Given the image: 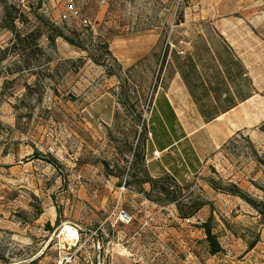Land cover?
<instances>
[{
	"label": "rangeland",
	"instance_id": "obj_1",
	"mask_svg": "<svg viewBox=\"0 0 264 264\" xmlns=\"http://www.w3.org/2000/svg\"><path fill=\"white\" fill-rule=\"evenodd\" d=\"M68 1L0 0V264H264L259 213L205 182L244 183L264 203V144L238 135L185 189L215 205L217 256L200 229L210 207L186 223L140 191L147 166L133 161L157 94L181 71L197 84L191 46L226 55L202 30L238 11L264 32V0H74L64 20Z\"/></svg>",
	"mask_w": 264,
	"mask_h": 264
},
{
	"label": "crops",
	"instance_id": "obj_2",
	"mask_svg": "<svg viewBox=\"0 0 264 264\" xmlns=\"http://www.w3.org/2000/svg\"><path fill=\"white\" fill-rule=\"evenodd\" d=\"M247 21L248 14L236 11L226 22L218 24L219 27L202 30L201 37L216 35L224 41L226 55L218 56L213 48L219 47L211 44L206 47L207 52L198 45L191 46L186 59L197 73V84L181 71L179 87L170 88L168 93H158L150 108V112L175 113L180 126L176 135H186L202 165L199 175L210 156L221 154L222 149L240 134L264 144V32L247 27ZM173 142L178 146L171 135L164 147ZM155 153L160 155L156 157ZM155 153L147 164L159 161L168 150ZM233 183L248 191L246 184ZM203 212L208 214L209 211L205 207L200 214Z\"/></svg>",
	"mask_w": 264,
	"mask_h": 264
},
{
	"label": "trees",
	"instance_id": "obj_3",
	"mask_svg": "<svg viewBox=\"0 0 264 264\" xmlns=\"http://www.w3.org/2000/svg\"><path fill=\"white\" fill-rule=\"evenodd\" d=\"M60 37H64L60 35ZM70 44L76 45L73 40L65 38ZM77 46V45H76ZM177 126V127H176ZM180 128L174 112H152L148 125L144 126L140 140L133 149V161L145 162L147 169L143 170V178L137 183L141 187V192L152 202H166L177 208L179 218L187 221L194 219L202 209L210 207L211 214L209 218L200 225V229L205 234V242L208 253L211 256H217L225 253V249L220 242L218 234L215 232V205L206 198L195 197L191 192L185 193L186 187L190 188L191 178L198 180L200 168L202 167L190 142L186 140V135L181 134L177 137L176 129ZM151 135V139L149 138ZM173 136L178 143L174 142L168 147L164 143L168 142L170 136ZM182 139H185L181 142ZM169 148V149H168ZM168 153L154 164H147L148 160L154 156L155 151ZM264 165V160L261 161ZM57 165L56 163H53ZM106 170H110L109 163L105 162ZM138 177V175H136ZM215 192L235 196L242 199L255 209L261 216V223L264 226V203L251 198L246 191L235 183L223 185V182L210 178L205 181ZM148 185L150 189L146 191L144 186ZM50 230V226H47ZM260 242V237L248 244V252L252 251Z\"/></svg>",
	"mask_w": 264,
	"mask_h": 264
},
{
	"label": "built area",
	"instance_id": "obj_4",
	"mask_svg": "<svg viewBox=\"0 0 264 264\" xmlns=\"http://www.w3.org/2000/svg\"><path fill=\"white\" fill-rule=\"evenodd\" d=\"M74 3H75L74 0H69V1H68V3H67L68 5H67V7H66V12H65V14L63 15V19H64V20H68V19H70L71 17H76V16L78 15V12H77V9H76ZM84 24H85V25H89V22L85 21ZM180 54H181V55H184V52H181ZM159 155H160V153H155V156H156V157H158ZM120 220H121L123 223L128 224V225L131 224V223L133 222V218H132L129 214L125 213V212L120 213ZM186 222H187V223H190L191 220H187ZM76 241H78V239H77Z\"/></svg>",
	"mask_w": 264,
	"mask_h": 264
},
{
	"label": "bare ground",
	"instance_id": "obj_5",
	"mask_svg": "<svg viewBox=\"0 0 264 264\" xmlns=\"http://www.w3.org/2000/svg\"><path fill=\"white\" fill-rule=\"evenodd\" d=\"M69 240L75 241L79 238V235L75 230H73L70 226H65L63 232Z\"/></svg>",
	"mask_w": 264,
	"mask_h": 264
}]
</instances>
